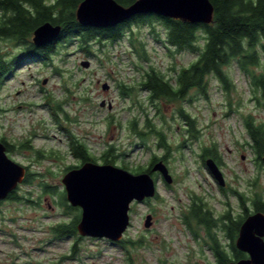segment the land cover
I'll use <instances>...</instances> for the list:
<instances>
[{"label":"rangeland","instance_id":"rangeland-1","mask_svg":"<svg viewBox=\"0 0 264 264\" xmlns=\"http://www.w3.org/2000/svg\"><path fill=\"white\" fill-rule=\"evenodd\" d=\"M155 27L163 42L154 37L150 24L133 26L147 43L149 63L167 78L176 77L198 55L174 47L171 51L164 43V25L156 22ZM92 43L91 56L77 42L59 44L49 62L16 63L0 81V140L14 145L9 157L26 166L32 180L19 185L21 199L0 203V264H218L208 230L192 221L187 224L186 218L195 196L214 217L229 211L235 219L244 215L240 193L248 199L261 192L264 199V162L256 159L245 127L248 115L264 122V106L255 99L248 77L234 66L230 75L235 88L230 92L209 77L206 95L192 90L180 102L150 103L148 92L139 90L138 84L144 73L141 67L148 63L137 58L128 37L116 43ZM23 50L0 37L5 63ZM84 60L91 62L88 68L82 66ZM122 82L134 87L131 95L121 93ZM104 83L109 89L103 88ZM180 109L194 117L195 124H189ZM147 121L163 131L169 147L159 145L154 133L144 139L139 135L138 131L148 130ZM71 137L88 146L96 163L104 164L102 154L111 150L112 164L128 166L125 169L133 173L148 168L155 156L166 158L174 181L167 184L153 173L158 194L131 205L130 224L121 240L125 245L81 236L78 230L67 236L55 231L81 215V208L62 204L67 168L83 163L70 151ZM23 144L27 148L22 149ZM204 148H215L224 186L207 168L206 159L212 156L204 158ZM246 205L255 211L250 200ZM148 214L153 215L150 228L145 226ZM212 233L232 255L219 222Z\"/></svg>","mask_w":264,"mask_h":264},{"label":"trees","instance_id":"trees-1","mask_svg":"<svg viewBox=\"0 0 264 264\" xmlns=\"http://www.w3.org/2000/svg\"><path fill=\"white\" fill-rule=\"evenodd\" d=\"M83 0H0V37L12 40L17 46L22 45L24 50L14 57L10 62L2 60L0 62V81L8 73H11L16 63L49 62L53 56L58 53V45L70 46L74 42L82 49L86 55H93V41L98 44L103 42L116 43L128 37L130 48L138 59L146 61L148 65L141 67L144 73L140 80L139 90L148 92V100L155 103L159 100L168 102H180L187 99L190 92L194 94L207 93L209 77L219 80L224 89L232 91L235 86L230 75V70L237 66L250 81L254 92V97L260 105L264 106V0H211L215 6L214 20L211 24L191 23L182 19L162 17L156 14L136 15L114 27H90L79 23L76 11ZM124 6H129L136 0H117ZM50 21L53 24H60L63 29L59 38L53 43L37 47L32 42L34 30ZM160 22L166 29L165 45L172 51L174 47L177 51L188 50L198 55L196 61L189 67L178 71L177 76L167 78L164 73L149 63L150 55L147 50L146 41L141 38L133 26L141 27L150 24L154 37L163 42L159 37L155 23ZM175 81V83L173 82ZM122 94L131 95L133 86L122 82L118 85ZM181 114L185 116L189 124H195L196 120L190 114H186L180 109ZM55 113V112H54ZM147 119L148 115H147ZM148 122V121H147ZM147 131H138L144 139L150 134H156L160 138L159 145L169 147L163 131L157 129L156 125H146ZM245 127L251 139L256 159L263 161L264 157V122H258L253 115L245 117ZM131 128L136 129V120L131 122ZM1 141L7 146V141L3 138ZM27 148L26 145L21 146ZM69 148L71 153L86 161H96L94 155L90 152L88 146L80 139L71 137ZM14 145L7 151H12ZM203 157L212 156L216 159L215 148H204ZM41 154V151H38ZM105 163H113L111 150L102 154ZM161 160L154 157L148 168L134 169L135 173L150 171L153 164ZM166 161V158H163ZM218 162V161H217ZM78 166H70L71 169ZM128 168V166H124ZM24 179L25 183H31L29 177ZM48 186V187H47ZM47 190L51 187L47 185ZM19 189L10 193L11 199H21L17 195ZM65 201L62 202L67 208L73 209L66 201V192H62ZM158 194V193H157ZM157 196V195H156ZM244 215L235 219L228 211L219 218L213 216V212L206 206L201 197L192 198L189 215L186 223L194 222L197 225H203L208 230L210 237V249L218 264H227L231 260H238L248 257L245 252L240 251L235 240L239 234L240 226L244 219L251 213L246 205V200H250L255 211L264 212V199L261 192H256L250 198L239 194ZM81 215L77 216L69 224H60L55 227V231L62 236L75 235L76 225ZM220 223L221 228L230 240L232 255L222 245L219 238L212 233V228ZM135 244L133 241L128 243ZM124 244L120 241L119 244ZM125 245V244H124ZM76 250V245L73 247Z\"/></svg>","mask_w":264,"mask_h":264},{"label":"water","instance_id":"water-1","mask_svg":"<svg viewBox=\"0 0 264 264\" xmlns=\"http://www.w3.org/2000/svg\"><path fill=\"white\" fill-rule=\"evenodd\" d=\"M150 13L191 23L211 24L215 6L211 0H136L129 6L117 0H83L76 16L84 26L108 28L136 15ZM62 29L60 24L44 22L34 30L31 40L37 47L47 46L59 38ZM90 65L89 60L82 61V66L88 68ZM103 88L109 89L108 83H104ZM104 104L105 101H102L101 106ZM205 164L219 185L224 186L225 178L215 159L208 158ZM155 172H159L167 184L173 183L174 178L163 160L155 162L149 172L140 173L130 172L112 163L93 161L68 170L62 183L69 204L81 208L77 224L79 234L112 242L122 240L130 224L131 205L157 195ZM25 177L26 167L9 157L6 145L0 140V201L16 190ZM152 224L153 215L148 214L145 226L150 228ZM235 245L248 257L231 260L227 264H264L263 211H255L244 219Z\"/></svg>","mask_w":264,"mask_h":264},{"label":"flooded vegetation","instance_id":"flooded-vegetation-1","mask_svg":"<svg viewBox=\"0 0 264 264\" xmlns=\"http://www.w3.org/2000/svg\"><path fill=\"white\" fill-rule=\"evenodd\" d=\"M8 143V148H10L11 146H13L12 144H10L9 142H7ZM7 147V146H6ZM8 148H7V150H8ZM13 151V150H12ZM9 152V151H8ZM26 167V166H25ZM28 173V168L26 167V174ZM155 174H157L159 177H161V174L159 173V172H156ZM8 199L10 198V196H8L7 197ZM6 198V199H7ZM11 199V198H10ZM3 201V200H2ZM0 203H1V201H0ZM232 250V249H231ZM233 252V251H232Z\"/></svg>","mask_w":264,"mask_h":264}]
</instances>
